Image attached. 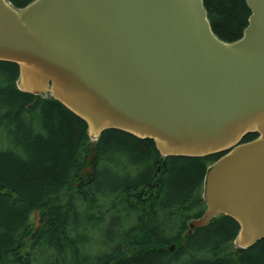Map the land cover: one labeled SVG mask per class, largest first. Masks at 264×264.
Here are the masks:
<instances>
[{"label":"water","instance_id":"95a60500","mask_svg":"<svg viewBox=\"0 0 264 264\" xmlns=\"http://www.w3.org/2000/svg\"><path fill=\"white\" fill-rule=\"evenodd\" d=\"M246 2L242 36L226 41L204 0H0V60L18 65L20 90L82 118L93 141L119 129L164 157L222 154L187 233L224 214L246 249L264 239V0Z\"/></svg>","mask_w":264,"mask_h":264},{"label":"trees","instance_id":"16d2710c","mask_svg":"<svg viewBox=\"0 0 264 264\" xmlns=\"http://www.w3.org/2000/svg\"><path fill=\"white\" fill-rule=\"evenodd\" d=\"M204 2L221 39L242 36L246 0ZM18 77L16 63L0 60V264H264V239L234 247L230 216L187 233L222 154L164 157L152 139L119 129L93 141L82 118L20 90Z\"/></svg>","mask_w":264,"mask_h":264},{"label":"rangeland","instance_id":"374dc122","mask_svg":"<svg viewBox=\"0 0 264 264\" xmlns=\"http://www.w3.org/2000/svg\"><path fill=\"white\" fill-rule=\"evenodd\" d=\"M88 170V169H87ZM32 224L34 225V228H38L40 226L41 223V219L38 220V215H36L35 213L33 214L32 218H31ZM39 224V225H38ZM37 225V227H36ZM104 234V233H103ZM102 234V235H103ZM175 248V247H174ZM173 250V249H172Z\"/></svg>","mask_w":264,"mask_h":264}]
</instances>
